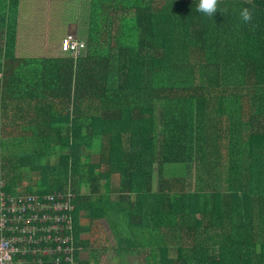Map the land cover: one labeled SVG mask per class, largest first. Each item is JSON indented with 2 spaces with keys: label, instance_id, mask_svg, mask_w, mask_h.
Here are the masks:
<instances>
[{
  "label": "trees",
  "instance_id": "obj_1",
  "mask_svg": "<svg viewBox=\"0 0 264 264\" xmlns=\"http://www.w3.org/2000/svg\"><path fill=\"white\" fill-rule=\"evenodd\" d=\"M0 2L5 199L71 193L76 264L101 263L84 236L102 220L119 264H264V0L213 17L199 0H90L79 54L68 34L36 59L17 56L19 0Z\"/></svg>",
  "mask_w": 264,
  "mask_h": 264
},
{
  "label": "built area",
  "instance_id": "obj_2",
  "mask_svg": "<svg viewBox=\"0 0 264 264\" xmlns=\"http://www.w3.org/2000/svg\"><path fill=\"white\" fill-rule=\"evenodd\" d=\"M83 46L76 35L69 34L61 49L76 57ZM38 198L7 200L0 190V264H76L71 236L73 195L54 192L42 202Z\"/></svg>",
  "mask_w": 264,
  "mask_h": 264
},
{
  "label": "rangeland",
  "instance_id": "obj_3",
  "mask_svg": "<svg viewBox=\"0 0 264 264\" xmlns=\"http://www.w3.org/2000/svg\"><path fill=\"white\" fill-rule=\"evenodd\" d=\"M21 1L23 7L19 11L20 19L17 26L18 36L20 37L18 41L20 47L17 49V56L22 59L44 58L47 54H50L51 58L55 57L59 51L62 38L69 33L81 34L85 23H89L90 11L87 7L89 6L90 9V0ZM132 20V15L124 18L125 23ZM83 39H86V37L84 36ZM94 156V161H96L98 155ZM0 165H2L1 162ZM154 173H159L157 165ZM0 174L2 175L1 171ZM174 187L177 190L182 188L179 181L175 182ZM154 188L158 192L175 193L174 190L168 189L165 183L157 182V178L154 179ZM99 228V233H97L95 228L91 234L84 236V239L88 238L93 246L100 244L97 250H102L104 246L106 248L105 251L99 253L101 263H97L99 260H95L93 264H119L114 256L115 242L105 220L100 221ZM98 236L100 237L96 238ZM84 259H88L87 252L82 254V260Z\"/></svg>",
  "mask_w": 264,
  "mask_h": 264
},
{
  "label": "clouds",
  "instance_id": "obj_4",
  "mask_svg": "<svg viewBox=\"0 0 264 264\" xmlns=\"http://www.w3.org/2000/svg\"><path fill=\"white\" fill-rule=\"evenodd\" d=\"M196 10L208 17H213L218 10L221 13L227 11V9H221L219 7V0H199ZM240 16L245 23L250 22L252 19V13L247 8L241 10Z\"/></svg>",
  "mask_w": 264,
  "mask_h": 264
},
{
  "label": "crops",
  "instance_id": "obj_5",
  "mask_svg": "<svg viewBox=\"0 0 264 264\" xmlns=\"http://www.w3.org/2000/svg\"><path fill=\"white\" fill-rule=\"evenodd\" d=\"M9 2H10V0H4V6L6 7V14L8 15V13H9ZM21 3H22V1L21 0H19V8H18V20L20 19V13H19V11L21 10V7H23V3H22V5H21ZM0 5H3V3H1L0 2ZM1 12V11H0ZM70 34V33H69ZM18 40H20V37L18 36ZM59 53H60V46H59V51H58V53H57V55L55 56V57H57L58 55H59ZM46 58H49V57H51V55L50 54H47L46 56H45ZM85 253V252H84ZM84 253H82V254H84Z\"/></svg>",
  "mask_w": 264,
  "mask_h": 264
}]
</instances>
